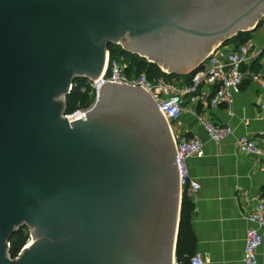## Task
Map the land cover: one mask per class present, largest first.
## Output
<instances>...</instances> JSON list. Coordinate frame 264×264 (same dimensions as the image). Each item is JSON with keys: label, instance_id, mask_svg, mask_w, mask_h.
<instances>
[{"label": "water", "instance_id": "obj_1", "mask_svg": "<svg viewBox=\"0 0 264 264\" xmlns=\"http://www.w3.org/2000/svg\"><path fill=\"white\" fill-rule=\"evenodd\" d=\"M264 20V0H0V264H177L183 189L170 125L143 89L67 97L110 45L196 72ZM34 242L12 259V236Z\"/></svg>", "mask_w": 264, "mask_h": 264}, {"label": "crops", "instance_id": "obj_2", "mask_svg": "<svg viewBox=\"0 0 264 264\" xmlns=\"http://www.w3.org/2000/svg\"><path fill=\"white\" fill-rule=\"evenodd\" d=\"M247 33L251 54L242 67L244 81L231 107L233 115L225 108L187 104L172 125L176 135L199 136L204 142V156L188 161L191 176L200 189L198 192L185 190L194 204L191 218L196 239L194 253L203 256V264H243L246 217L258 197L264 194L262 164L255 156L236 147L237 138L242 136L264 147L262 99L258 85L251 80L253 74H260L264 79V20L244 34ZM203 64L197 71L204 68ZM216 88L203 86L201 90L212 94ZM203 120L228 125L234 133L225 141L215 143L205 131ZM259 261L264 264V245L259 250Z\"/></svg>", "mask_w": 264, "mask_h": 264}, {"label": "built area", "instance_id": "obj_3", "mask_svg": "<svg viewBox=\"0 0 264 264\" xmlns=\"http://www.w3.org/2000/svg\"><path fill=\"white\" fill-rule=\"evenodd\" d=\"M250 54L249 43L240 45L225 43L218 46L209 54L203 64L204 68L194 73L190 84H181L164 78L151 80L146 74L136 75L133 72H128L130 65L127 66L117 59H111L109 52L104 72L96 80L89 81L92 105L90 104L86 109L65 114V117L70 123L85 119L84 114L91 110L105 84H125L128 87L143 89L156 102L172 130L183 192L187 188L198 192L200 185L192 178L188 161L194 157L204 156V142L199 136L176 135L172 125L186 110L187 104L195 106L204 104L211 108H225L233 115L231 107L235 102V97L241 93L244 81L242 67ZM251 80L259 87L262 99L260 109L264 113V79L260 74H253ZM203 86H217V88L210 94L201 90ZM203 124L209 138L215 143L225 141L234 133L232 127L228 125L217 124L210 120H203ZM236 147L241 152L255 156L264 168V147L257 141L247 136L238 137ZM246 220L248 228L243 264H261L259 250L264 245V194L258 197ZM190 262L191 264H203L204 258L201 254L196 253Z\"/></svg>", "mask_w": 264, "mask_h": 264}, {"label": "trees", "instance_id": "obj_4", "mask_svg": "<svg viewBox=\"0 0 264 264\" xmlns=\"http://www.w3.org/2000/svg\"><path fill=\"white\" fill-rule=\"evenodd\" d=\"M250 39V34H239L238 36L230 39L227 43H231L234 45H240L248 43ZM110 57L111 59L114 58L115 52L112 49V45L109 46ZM123 51V50H122ZM126 52L123 51L124 55L128 60H130V69L128 72H133L136 75L146 74L147 77L151 80H156L160 78L167 79L171 82H179L181 80L186 81V84H190L191 79L194 73H191L187 76H176V75H167L164 73L157 65H153L148 63V61L144 58L135 55H128ZM119 60V59H117ZM120 61V60H119ZM85 89V91L83 90ZM92 92L89 88V80L81 79L76 81L73 85V89L70 95L67 97V109L66 114L74 113L80 109H86L90 106L92 102ZM194 212V204L192 200L187 196L186 191L183 194L182 200V208H181V221H180V229H179V237H178V244H177V264H191V258L193 257L195 246H196V239L194 233L191 228V218ZM17 239L18 243H13L16 249L12 252V258H16L23 249L25 245V238L23 237L22 231H18L15 233L11 240Z\"/></svg>", "mask_w": 264, "mask_h": 264}, {"label": "rangeland", "instance_id": "obj_5", "mask_svg": "<svg viewBox=\"0 0 264 264\" xmlns=\"http://www.w3.org/2000/svg\"><path fill=\"white\" fill-rule=\"evenodd\" d=\"M112 49H113V51L115 52V56H114V58H117V59H119L124 65H130V60H128L125 56H127V55H124L123 54V51H125L124 49H123V47L121 46V45H112ZM123 50V51H122ZM110 52V51H109ZM126 52V51H125ZM128 55H132V54H130V53H128V52H126ZM125 53V54H126ZM111 56V55H110ZM165 73V72H164ZM167 74V73H166ZM167 75H170V74H167ZM172 75H176V76H187V75H189V74H187V75H177V74H172ZM186 81H184V80H181V81H179V83H181V84H183V83H185ZM84 91H85V89H83ZM91 96H92V94H91ZM91 105H92V103H91ZM66 114V113H65ZM21 231H22V234H23V237L25 238V245H24V247L25 246H29V245H31L33 242H34V237H33V231H34V228H30V227H28V226H25L24 228H21L20 229ZM13 243H18V241H17V239H14V240H12V241H10V248H9V250H8V254H9V256L12 258V256H11V254H12V252H14V250L16 249V247H15V245H13ZM21 251L22 250H20V252H19V254L21 253ZM19 254H18V256H19ZM17 256V257H18ZM16 257V258H17ZM13 259V258H12Z\"/></svg>", "mask_w": 264, "mask_h": 264}, {"label": "flooded vegetation", "instance_id": "obj_6", "mask_svg": "<svg viewBox=\"0 0 264 264\" xmlns=\"http://www.w3.org/2000/svg\"><path fill=\"white\" fill-rule=\"evenodd\" d=\"M19 231H20V230H19ZM25 247H26V246H25ZM23 249H24V247H23ZM23 249H22V250H23Z\"/></svg>", "mask_w": 264, "mask_h": 264}]
</instances>
